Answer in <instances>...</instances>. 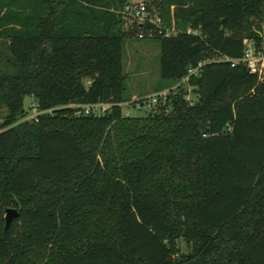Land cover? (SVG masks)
Masks as SVG:
<instances>
[{"label":"trees","instance_id":"1","mask_svg":"<svg viewBox=\"0 0 264 264\" xmlns=\"http://www.w3.org/2000/svg\"><path fill=\"white\" fill-rule=\"evenodd\" d=\"M130 1L0 0V264H264V81L215 59L264 0H149L176 32L148 38L171 89L145 115L122 110Z\"/></svg>","mask_w":264,"mask_h":264},{"label":"rangeland","instance_id":"2","mask_svg":"<svg viewBox=\"0 0 264 264\" xmlns=\"http://www.w3.org/2000/svg\"><path fill=\"white\" fill-rule=\"evenodd\" d=\"M123 28L127 30L129 27L124 24ZM122 62L123 71L126 75L123 96L127 99L126 102L122 103V110L129 115H145L155 105V103L150 104L152 96L157 95L159 92L167 93L171 89L168 87L160 91L161 88L169 85V81H164L160 77L159 41L148 38L139 39L136 33L125 37ZM188 89V98L195 99L196 94L192 92V88L189 87ZM139 100H143L144 103L139 104ZM32 101H35V99L31 96H26L24 99V108L28 113H32L28 110ZM135 102L136 106L133 104ZM6 113L5 107L0 106L1 120H3Z\"/></svg>","mask_w":264,"mask_h":264},{"label":"built area","instance_id":"3","mask_svg":"<svg viewBox=\"0 0 264 264\" xmlns=\"http://www.w3.org/2000/svg\"><path fill=\"white\" fill-rule=\"evenodd\" d=\"M148 1L149 0H131L128 2L120 12L123 23L129 28H132L137 24L139 29L136 31V34L139 39L153 38L159 34H164L166 36L174 34L176 32L174 26L166 28L165 30L161 28V18L150 7H148ZM186 32L194 35H200V32L197 29H193L191 27H188ZM215 59L228 60L231 62L232 66L241 63L245 65L251 73L257 75L259 80L264 81V20L254 29L253 35L243 38L242 53L240 57L235 59L217 57ZM203 64L204 62H201L196 67L190 68L188 74L183 77L180 82L185 83L188 81L190 76H197ZM165 95L166 92L157 93V95L152 96L150 104L156 103L159 96L164 97ZM188 99L192 100L190 98ZM106 107L107 105L104 103H97L85 106L84 111L85 113L93 111L94 113L100 114L105 111ZM28 110L32 111V113L26 112V115L22 119H31L37 114L51 111V109L39 110L36 101H32L30 103ZM125 114L129 115L128 113ZM1 129L2 128H0V130Z\"/></svg>","mask_w":264,"mask_h":264},{"label":"water","instance_id":"4","mask_svg":"<svg viewBox=\"0 0 264 264\" xmlns=\"http://www.w3.org/2000/svg\"><path fill=\"white\" fill-rule=\"evenodd\" d=\"M19 216V210L16 207H7L5 209V228H8L12 221L14 220V218Z\"/></svg>","mask_w":264,"mask_h":264}]
</instances>
